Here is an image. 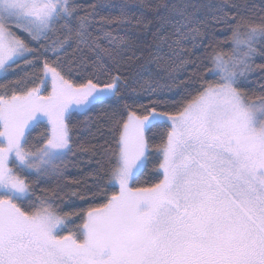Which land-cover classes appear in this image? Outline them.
Segmentation results:
<instances>
[{
    "label": "snow or ice",
    "instance_id": "obj_1",
    "mask_svg": "<svg viewBox=\"0 0 264 264\" xmlns=\"http://www.w3.org/2000/svg\"><path fill=\"white\" fill-rule=\"evenodd\" d=\"M0 264H264V0H0Z\"/></svg>",
    "mask_w": 264,
    "mask_h": 264
},
{
    "label": "trees",
    "instance_id": "obj_2",
    "mask_svg": "<svg viewBox=\"0 0 264 264\" xmlns=\"http://www.w3.org/2000/svg\"><path fill=\"white\" fill-rule=\"evenodd\" d=\"M222 38V37H221ZM81 119H82V117H81ZM73 174H74V170H73Z\"/></svg>",
    "mask_w": 264,
    "mask_h": 264
}]
</instances>
